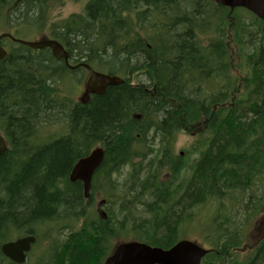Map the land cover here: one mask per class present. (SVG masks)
<instances>
[{"label": "trees", "instance_id": "obj_1", "mask_svg": "<svg viewBox=\"0 0 264 264\" xmlns=\"http://www.w3.org/2000/svg\"><path fill=\"white\" fill-rule=\"evenodd\" d=\"M48 1L22 0L7 11L27 21L34 9L41 10ZM5 3L0 0V15ZM97 21L100 27L95 36L76 41L77 50L83 53L72 49L70 36L79 25ZM224 21L208 0H89L85 16L63 24L57 35L67 50H73L75 65L106 68L125 83L107 88L102 96H91L86 105L70 96L66 99L56 89L74 72L56 63L50 54L26 56L20 48L12 47L0 61V132L9 143L8 150L0 154V245L14 233V225L64 224V219L74 216L84 200L81 184H71L69 173L80 158L101 145L104 156L95 183L104 180L106 171L110 175L127 165L135 170V182L141 180L142 189L131 182L122 192L139 191L147 203L141 214L142 235L140 224L133 225L143 241L164 249L171 247L182 221H192L197 215L195 208L213 202L222 212L210 219L208 241L213 251L202 264H244L228 261V251L240 243L238 208L244 217L257 210L258 195L250 189L256 186L257 176H264V25L235 22L236 50L245 57L250 76L234 99L237 87L230 74L229 45L223 40ZM141 24L144 37L136 30ZM252 26L261 38L245 56V29ZM199 34L211 42L203 44ZM82 42L86 45L79 44ZM60 70L64 72L58 74ZM136 74L147 76L149 81L131 83ZM51 115L61 117V125L58 133L44 137L43 127ZM202 116L207 119V128L195 129L199 138L189 149L195 160L191 166L180 167L172 149L176 134ZM149 134L166 146L153 158L147 157L153 150L137 148ZM36 142L41 147H36ZM163 169L174 175L180 171L179 185L173 179L160 182ZM73 201H77L75 211ZM40 218L44 221H34ZM88 224L99 226L90 229ZM103 225L95 216L87 226L71 233L56 251L57 264H96L108 236L107 232L98 235L97 228ZM0 264H7L1 255ZM245 264H264V241Z\"/></svg>", "mask_w": 264, "mask_h": 264}, {"label": "rangeland", "instance_id": "obj_2", "mask_svg": "<svg viewBox=\"0 0 264 264\" xmlns=\"http://www.w3.org/2000/svg\"><path fill=\"white\" fill-rule=\"evenodd\" d=\"M39 1L40 0H38V2ZM87 2L88 0H54L52 9L50 10V12L45 14L47 16L45 18V24L43 26L37 24L35 20L38 18L39 15H41V10L39 8H36L34 9L35 13L30 14L31 21L33 20L34 25L26 26V27H23V25H19L18 26L19 31L15 32L14 30H12L14 32L11 33V35L15 37L16 39H20L24 41H31V40L36 41L43 36H47V33L49 32V26L51 24L59 22L61 20H63L65 24L67 23V20L71 18L76 19V17L77 18L84 17L85 16V6H87ZM142 11L144 10L142 6H140L138 9V12L141 13ZM241 11L242 10L240 9L237 10V13H238L237 18L245 17V15L241 13ZM234 16H235V13H234ZM250 22H252L250 19L245 20V23H250ZM98 24H99L98 21L93 22L92 24H89L88 22H83L82 24H80L78 30L73 35H71L72 37L70 36L71 43H72L71 48L74 50L76 49V51L78 52L80 51L81 53H83L82 50H77L76 44L78 43H76V41L78 42L84 36H87L88 38L89 36H95L97 29H99L100 27V24L99 25ZM142 25L143 24L138 26L136 30L141 36L144 37L146 33L143 30ZM69 26H71V24ZM178 28H180L179 25H178ZM223 28H224V33H225V38L223 40H225L224 42L226 45H229L227 48V52L230 58L229 61L231 60V65H232V60L235 61V69L234 70L231 69L230 74L233 79V83L235 84V87H237L236 92H239L240 89L243 88V82L245 78L250 76V72L247 71L248 70L247 67L243 70L242 67L245 64V57L242 56L240 52L236 50L235 42L237 40L238 26L235 24H233V26L223 24ZM245 30H246L245 39H246V43H248L247 44L248 47L247 49L245 48L244 55L247 53L249 54L252 53V50L257 45L255 41L261 38V34L257 33L256 27L252 26L250 28H246ZM0 31H1V28H0ZM177 31L179 32V29ZM149 36L151 37L152 35L150 34ZM199 36L204 40L203 44H207L208 42L210 43L212 40V39L208 40L207 36H203L201 34H199ZM247 37L251 38L249 39L248 42H247V39H248ZM79 44L82 46L86 45L85 42L84 43L82 42ZM92 46L96 47V45H93V44ZM72 51L73 50H71V53ZM41 52H44V51L43 50H39V51L31 50V53H28V54L36 55ZM204 59L206 60V58ZM236 62H237V65H236ZM103 64L104 63H102L101 66H103ZM98 70L105 72V73L108 72V70L103 67L99 68ZM58 74L60 73L58 72ZM85 77H86L85 73L82 70H75L74 73L67 79V80H73L74 78V81L67 84L68 86H72L71 91H69L67 85L65 86L66 91L69 92L68 94L62 92V94L66 97V99H67V96H70L72 100L76 101L77 98L80 97L83 91L84 81L86 80ZM130 81L133 84H144L146 83V81H149V78L143 74L142 75L136 74L135 76L134 75L132 76ZM60 89L62 90L63 88L60 86ZM54 106H56V108L60 110V107L57 103ZM53 109H54L53 106H50V110H49L50 113H53L52 111ZM53 116H56V117L52 118ZM57 116L58 115H51L49 119H47L49 120L48 127L50 129H53V130L47 131V134L58 133V126L61 125L60 123L61 117H57ZM63 117L67 119L66 115ZM207 124L208 122H207L206 117L202 116V119L198 120L197 122H194L192 124V127H186L185 129H181V131L176 134V138L173 144L174 154L175 156H179L180 153H183L180 160L182 161L184 166H187V167L191 166L195 160V157L191 156L189 153V149L191 147L192 142L195 139L199 138L198 134L200 133H198V131H196L195 129L196 128L198 129L199 126H201V129H202V126L205 127L207 126ZM151 139L153 140V142ZM158 144H159L158 137L155 135L152 136V134H149V137L146 139V141L143 142V144L139 145L140 147H137V148L142 149V151H146L149 149L156 150ZM36 147H41V146L39 143L36 142ZM152 156H154V153L152 154ZM125 174H126V170H123L118 176H116V179L119 180L120 182H123L125 179ZM113 176L111 177L112 180L104 179L103 181H101L105 183V185L103 186L104 188H108V186L106 185H108L109 182H114ZM162 177L163 179H165L164 176ZM151 180H153L152 177H151ZM259 185H260L259 191L264 192V181L262 182V184H259ZM107 191L108 190H105V192ZM159 194H160V198H162V194L158 193V195ZM72 205H73L72 209L75 211V207L77 206V201H73ZM262 205H263V213H264V201ZM174 206L175 205H173V207ZM93 207H94V204H93ZM57 214L58 212L56 211L55 216ZM211 214H214V213H213V209L210 208L209 205H206L205 207H200L196 215V217L197 216L198 217L197 218L195 217L196 219L194 221H191V223L183 224V226L181 227V230L179 229L180 231H178L177 235H179L180 239L192 240L194 242L199 243L203 248H207L206 246L207 244H205L204 242V238H205L204 234L206 233V230L211 232V227L209 225L210 223L207 222ZM261 214L255 215L254 217H252L248 225L243 228L242 237L240 238V245L237 248H234L233 251H230V254H231L230 257H233L235 260H238L239 262H241L251 256V253H252L251 251L253 247L257 244L258 240L261 239V237L264 235V214L262 215ZM42 219L43 218H40L39 220H34V221H41ZM21 227H24V228H21ZM21 227H17L16 225L12 227V230H16V232L14 233H17V234L15 235L23 234L31 230L32 233L35 234L38 238V243L34 246L35 249L34 251L31 252L29 259L25 264H46L49 259L51 248H53L51 252V257L53 258V261H54L55 260L54 258L57 257V254H58L56 251H59L58 242H60L61 240L65 238L68 231L64 230V232L60 234V230L57 228L58 225L53 224V223L40 224V225H37L36 227H31V224H30L28 225V227L26 226H21ZM132 237H133L132 235L128 234V236H123L121 240L129 241V240H132ZM26 245H29V242H27ZM44 251H46L45 256H43ZM228 261L230 260L228 259Z\"/></svg>", "mask_w": 264, "mask_h": 264}, {"label": "water", "instance_id": "obj_3", "mask_svg": "<svg viewBox=\"0 0 264 264\" xmlns=\"http://www.w3.org/2000/svg\"><path fill=\"white\" fill-rule=\"evenodd\" d=\"M219 2L231 9L236 7L245 8L264 21V0H219ZM34 46H48L51 48L54 58H66V54L63 52L62 47L55 42H50L48 44L40 43ZM2 56L3 53L0 51V58H2ZM84 67L88 70L89 77L85 85V91L80 99L82 104L88 102L89 96H102L107 88L116 87L124 83L123 80L117 77L100 74L91 71L87 66ZM4 149V142L0 138V154H2ZM102 158L103 151L101 149H95L90 155L80 159L71 169L69 174L70 182H81L85 196H87L89 192L92 173L99 166ZM100 206L101 204L99 208ZM98 212L102 218H105L104 213L100 210ZM30 241H32V239L29 238L18 241L16 244L4 245L2 247V252L15 262H22L20 261L21 257L19 252L14 255L12 250L16 249V247H25L27 246L26 243ZM205 254L206 251L196 244L187 241L179 242L167 251L158 248H150L144 244L128 243L120 245L116 249L111 261L114 264H200Z\"/></svg>", "mask_w": 264, "mask_h": 264}, {"label": "flooded vegetation", "instance_id": "obj_4", "mask_svg": "<svg viewBox=\"0 0 264 264\" xmlns=\"http://www.w3.org/2000/svg\"><path fill=\"white\" fill-rule=\"evenodd\" d=\"M227 9V19L228 21L233 20L231 18V14L234 12H230L228 8ZM236 10V9H235ZM226 12V10H225ZM207 50V49H206ZM123 170H126L125 179L123 182H120L116 179V176H118ZM135 170L131 168L130 166H124L123 168L115 171L113 174H110V171H106V174L103 177V179H106L105 176H107V179L112 180L111 177L113 176L114 182H109L108 188H104L105 185L104 182H100L97 187L100 188V190L92 195L89 196L87 201H84V205L78 207L76 210V214L74 216H71L69 218L64 219L65 223L62 225L60 234L64 232V230H67V235L63 240L58 242V246L62 242H64L65 239L70 238L71 233L74 234L78 232V225L79 223H76L74 225V221L80 222L82 221V226L84 224H87L86 220V212L89 207L92 205V211H90L92 214H90V219L95 220L94 212L97 213L98 211V205L101 203V210L105 214V218L102 220L104 225L102 227L97 228L99 233H108V236L103 241L102 247H101V256L97 259L96 264H114L111 260L114 255V252L116 248L122 244L126 243L127 241L121 240L123 236L132 235L133 233L135 235H138L136 231H133V225L136 227L140 224V235H142V223L143 218H141L142 209L144 208V205H147V203H144L143 201V194L141 192H122L123 189H127V185L131 182H134V186L136 189H142L141 180L138 179L135 182V177L132 176L133 172ZM136 172L143 173V170L136 169ZM153 180H155V174L154 171L152 173ZM168 177V176H167ZM152 180V181H153ZM154 186V182L152 183L151 187ZM105 190H108L105 192ZM149 198L152 199V196H149V194H145ZM109 197V198H108ZM157 198V197H156ZM156 204V199H155ZM248 204V202H245ZM94 204V207H93ZM146 208V207H145ZM131 213V214H128ZM64 218V217H63ZM100 219V218H99ZM101 220V219H100ZM96 226H99V224L94 225L93 227L89 226L90 229L95 228ZM97 235V236H98ZM131 241V240H129ZM259 246V245H258ZM255 250V249H254ZM252 250V251H254ZM55 260L48 262V264H57V257L54 258ZM52 262V263H51Z\"/></svg>", "mask_w": 264, "mask_h": 264}]
</instances>
